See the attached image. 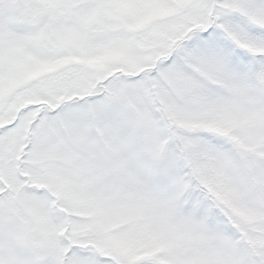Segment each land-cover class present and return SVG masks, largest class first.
Instances as JSON below:
<instances>
[{"label": "snow or ice", "instance_id": "6c2138e0", "mask_svg": "<svg viewBox=\"0 0 264 264\" xmlns=\"http://www.w3.org/2000/svg\"><path fill=\"white\" fill-rule=\"evenodd\" d=\"M0 264H264V0H0Z\"/></svg>", "mask_w": 264, "mask_h": 264}]
</instances>
